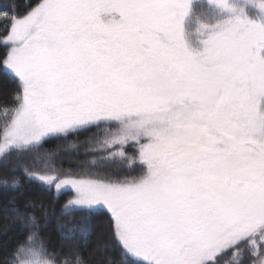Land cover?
I'll return each instance as SVG.
<instances>
[{
  "label": "snow or ice",
  "instance_id": "snow-or-ice-1",
  "mask_svg": "<svg viewBox=\"0 0 264 264\" xmlns=\"http://www.w3.org/2000/svg\"><path fill=\"white\" fill-rule=\"evenodd\" d=\"M0 47V188L72 192L67 252L40 239L49 207L13 198L24 239L0 264H264V0H12Z\"/></svg>",
  "mask_w": 264,
  "mask_h": 264
},
{
  "label": "trees",
  "instance_id": "trees-1",
  "mask_svg": "<svg viewBox=\"0 0 264 264\" xmlns=\"http://www.w3.org/2000/svg\"><path fill=\"white\" fill-rule=\"evenodd\" d=\"M12 0H0V9L4 6L10 4ZM21 4L24 3V0H19ZM35 2V0H33ZM21 11H24L21 8ZM5 50L3 47H0V56H3ZM16 87L15 81L9 79L7 76L0 73V101H6L10 99V94L12 90ZM4 117L0 115V122H2ZM97 132V129L92 128L87 131L80 132L78 134L69 135L66 140L64 138H49L43 144V150H48L55 152L57 146H65L67 141L78 142L86 140L94 133ZM103 135V133H101ZM74 139V140H72ZM64 141V142H63ZM79 147V145H78ZM82 149L79 152L72 150L70 155H65L63 148H61L60 161L62 162L65 168L77 169L78 165L82 164L84 161L91 159V155L85 156L82 154ZM119 165V164H118ZM122 165L121 170H126L125 165ZM12 165H9L11 167ZM109 170H113L115 165L105 166ZM118 169V167L116 168ZM9 175L11 173L7 169H0V176ZM16 175L22 181V187L17 191H11L8 189L0 188V261L8 260L12 250L16 247L18 241H23L24 239V229L21 228L19 221H13L12 216L9 212L10 201L15 198V201L18 205H22L27 200H32L36 202H41L49 207L50 214L49 217L42 225L40 239L44 240L48 251H60L63 250L67 252L68 245L71 243L69 241L61 240L60 235L57 230V225L60 222V214L62 211V205L71 197L69 192H64L63 194L58 195L54 199V193L51 191L45 190L43 186L39 183L27 181L22 173H16ZM81 213H77L79 217ZM107 220V213H100L93 216L92 223L94 224V231L89 242V247L85 248L82 245H77L81 247V251L87 253L91 250V246L94 243L95 236L99 233H102L105 230V221Z\"/></svg>",
  "mask_w": 264,
  "mask_h": 264
},
{
  "label": "rangeland",
  "instance_id": "rangeland-1",
  "mask_svg": "<svg viewBox=\"0 0 264 264\" xmlns=\"http://www.w3.org/2000/svg\"><path fill=\"white\" fill-rule=\"evenodd\" d=\"M72 140H74V139H72ZM125 150H126V153L129 156L135 155V149L131 145H126L125 146ZM39 151L44 152L45 150L40 149ZM121 163H123L125 165L126 170H121L122 169V168H120L122 166V165H120ZM112 164L115 165L114 169H116L118 167L119 172L121 174H124V175H136L137 172L139 171V169H138V167L136 165H133L132 169L129 170L128 166H127V163L126 162H121L119 159H117V160H115L113 162H110L109 164H107L105 166H111ZM67 192H69L71 194L70 196H72V192L71 191H67Z\"/></svg>",
  "mask_w": 264,
  "mask_h": 264
}]
</instances>
